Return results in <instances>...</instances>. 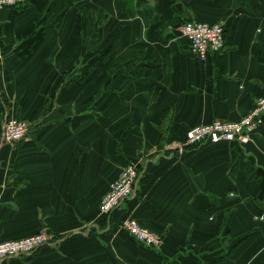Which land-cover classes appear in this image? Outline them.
Wrapping results in <instances>:
<instances>
[{"label": "crops", "instance_id": "obj_1", "mask_svg": "<svg viewBox=\"0 0 264 264\" xmlns=\"http://www.w3.org/2000/svg\"><path fill=\"white\" fill-rule=\"evenodd\" d=\"M53 1L0 11V242L52 235L0 264H264V123L245 145L178 148L264 94V0H145L130 19L113 0H58L45 33ZM190 19L226 28L205 62L172 30ZM8 112L32 128L12 145ZM129 163L134 194L103 214ZM127 217L163 246L121 229Z\"/></svg>", "mask_w": 264, "mask_h": 264}, {"label": "built area", "instance_id": "obj_2", "mask_svg": "<svg viewBox=\"0 0 264 264\" xmlns=\"http://www.w3.org/2000/svg\"><path fill=\"white\" fill-rule=\"evenodd\" d=\"M25 0H0V11L12 8ZM178 36L189 40L194 55L205 62L209 55L223 50L226 45L225 26L197 19L186 20L172 29ZM264 123V94L256 100L255 107L247 115L230 121L215 119L210 123L191 128L186 139L178 146L180 150L195 147L204 143L219 144L222 142L245 145L252 141L254 133ZM31 124L12 112L6 114L2 131V141L16 144L27 139L31 133ZM140 179L139 168L132 163L125 165L119 177L111 183L110 189L101 204L103 214H111L120 209L130 198ZM119 227L125 230L138 242L155 249H160L164 236L140 223L136 218H124ZM52 235L46 230L13 240L0 242V262L22 255H31L38 248L50 242Z\"/></svg>", "mask_w": 264, "mask_h": 264}, {"label": "trees", "instance_id": "obj_3", "mask_svg": "<svg viewBox=\"0 0 264 264\" xmlns=\"http://www.w3.org/2000/svg\"><path fill=\"white\" fill-rule=\"evenodd\" d=\"M105 1V0H102ZM118 17L121 19H130L131 17L135 16L136 8L141 7L145 0H113ZM25 2L16 5L12 8L14 9H21L23 8V4ZM60 13V7L58 0L53 1L52 8L49 10L46 19H45V33L49 32L53 28L52 20ZM178 22H173L171 25H177ZM160 26L168 27V23H160ZM226 31V28H225ZM105 58L106 56L103 55ZM117 211V210H116ZM115 212V211H114Z\"/></svg>", "mask_w": 264, "mask_h": 264}, {"label": "rangeland", "instance_id": "obj_4", "mask_svg": "<svg viewBox=\"0 0 264 264\" xmlns=\"http://www.w3.org/2000/svg\"><path fill=\"white\" fill-rule=\"evenodd\" d=\"M140 8H141V7L136 8L135 13H137L138 10H139ZM180 24H181V23H180ZM180 24H177V25H180ZM107 26H108V25H105L104 27H107ZM103 39H104V43L110 42L111 39L113 40L112 36L110 37V35H109V36L104 35V36H103Z\"/></svg>", "mask_w": 264, "mask_h": 264}]
</instances>
